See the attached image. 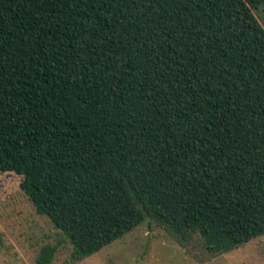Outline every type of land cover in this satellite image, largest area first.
<instances>
[{"label": "trees", "instance_id": "1", "mask_svg": "<svg viewBox=\"0 0 264 264\" xmlns=\"http://www.w3.org/2000/svg\"><path fill=\"white\" fill-rule=\"evenodd\" d=\"M260 1L0 0V172L75 262L146 219L213 253L264 235Z\"/></svg>", "mask_w": 264, "mask_h": 264}, {"label": "rangeland", "instance_id": "2", "mask_svg": "<svg viewBox=\"0 0 264 264\" xmlns=\"http://www.w3.org/2000/svg\"><path fill=\"white\" fill-rule=\"evenodd\" d=\"M254 12L264 27V0ZM21 179L13 171L0 172V264H37L41 249L56 244L51 264H264V235L213 253L200 232L179 235L151 219L75 262L72 243L48 216L37 212L20 188Z\"/></svg>", "mask_w": 264, "mask_h": 264}]
</instances>
